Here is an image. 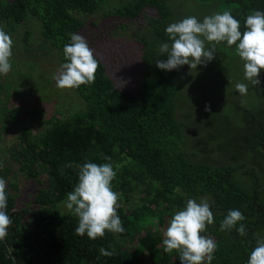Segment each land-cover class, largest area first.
Returning <instances> with one entry per match:
<instances>
[{
  "label": "trees",
  "instance_id": "16d2710c",
  "mask_svg": "<svg viewBox=\"0 0 264 264\" xmlns=\"http://www.w3.org/2000/svg\"><path fill=\"white\" fill-rule=\"evenodd\" d=\"M197 1L230 10L241 22L242 32L248 15L264 12V0ZM106 2L0 0V26L11 35L32 17L63 64L68 62L63 48L71 34H80L86 26L77 14H93ZM146 8L156 13L151 20L153 40L142 37L144 64L135 92L120 89L94 53L99 61L95 82L73 89L82 109L56 108L45 117L39 106L26 105L28 87L21 90L8 74L0 75V178L6 181V212L12 220L8 235L0 240V264H181L178 252L163 251V222L166 226V219L199 196L211 198L214 223L203 235L217 244L212 264H247L257 235L264 236V123L248 122L240 104L243 117L233 127L225 119V133L208 134L198 143L199 150L207 152L203 145L216 141L208 151L228 153L233 163H211L210 157L191 161L183 149V125L175 112L179 69L156 66L158 60L167 59L159 53L161 44L171 43L165 31L172 20L170 7L165 0H128L112 15L132 21ZM28 36L26 31L24 40ZM214 109L218 110L215 106L206 114L215 119L227 116L219 110L212 114ZM259 154L261 162L256 160ZM86 162H110L117 171L112 187L120 194L117 214L123 234L106 231L96 240L77 236L78 218L52 207L67 199L78 182L77 166ZM240 170L248 175V182L240 179ZM23 183H30L25 193L31 190L24 206L18 202ZM230 210L245 216L241 223L246 236L235 229L220 230ZM101 248L114 255H101Z\"/></svg>",
  "mask_w": 264,
  "mask_h": 264
},
{
  "label": "rangeland",
  "instance_id": "374dc122",
  "mask_svg": "<svg viewBox=\"0 0 264 264\" xmlns=\"http://www.w3.org/2000/svg\"><path fill=\"white\" fill-rule=\"evenodd\" d=\"M126 1L128 0H107L97 12L87 15L79 13L77 16L86 22L80 35L85 37L90 48L104 62L115 84L122 90L135 92L139 87L144 64L145 48L142 37L153 40L151 20L156 13L155 10L146 8L132 21H121L119 17L113 16L112 12ZM165 1L172 11L171 23L188 16H195L202 22L205 16L224 11L219 8L218 3L214 2ZM26 31L29 32L27 41L23 38ZM10 36L13 40L11 63H14L13 68H15L8 73L7 78L8 80L10 78V82L18 85L21 90L29 88V97L24 100L29 109L32 108L31 105L39 106L45 117L50 116L56 108L62 111L82 109L83 102L73 89H60L56 86L53 77L58 74L62 64L58 61V53L40 36L37 21L28 17ZM210 47L211 45L206 43V48ZM214 57L206 66L198 65L196 69H190L188 65H184L179 68L175 112L177 120L183 125V149L191 161H204L205 157H210L211 163H233L228 153L217 150L208 151L216 144V141L203 145L207 152L199 150L198 143L203 138H207L208 134L225 133L227 121L225 119H230L232 121L230 126L233 127L235 122L243 117L242 110L238 109L240 104L243 105L248 122L255 123L260 120L261 124L264 123V111L259 112V109L264 108V69L260 71L258 77L260 84L252 86L251 82L245 79L244 61L236 54L235 45L231 48L226 42L216 45ZM237 83L248 85L246 96H241L236 90ZM206 105L210 106V109L216 106L229 118L227 116L221 119L209 117L206 114ZM218 110H212V114ZM34 122L33 125L38 124L37 121ZM259 135L260 131L255 137L258 139ZM256 160L263 161L260 154L256 155ZM239 177L245 182L250 180L242 170L239 171ZM22 186L23 195L20 194L18 202L24 206L28 199L26 195H30L27 193L31 190L28 189L25 193V186L30 188V183L29 185L23 183ZM203 199L211 203V198L208 196H199L194 200L199 203ZM65 202L66 199L53 204L52 207L59 212H68ZM169 220L170 218L166 219V226L165 221L163 222L162 229L167 228ZM208 237L212 238L209 235ZM137 251L139 252V249Z\"/></svg>",
  "mask_w": 264,
  "mask_h": 264
},
{
  "label": "clouds",
  "instance_id": "9594fccd",
  "mask_svg": "<svg viewBox=\"0 0 264 264\" xmlns=\"http://www.w3.org/2000/svg\"><path fill=\"white\" fill-rule=\"evenodd\" d=\"M234 18L230 10L217 12L198 20L188 16L173 22L165 29L171 43H163L160 55L166 60H158L156 66L165 71L178 70L184 65L196 69L212 61L216 45L226 42L231 48L236 46V54L244 61V76L252 86H258L260 71L264 69V12L256 10L244 21ZM206 43L210 48H206ZM13 40L0 26V75H7L12 69L11 58ZM66 63L54 75L56 86L60 89H78L81 85L95 82L99 61L87 40L80 34H71L70 42L63 48ZM236 90L241 96L248 93V85L237 83ZM206 111L210 106L206 105ZM110 161V157H106ZM67 167H72L71 164ZM78 182L73 191L67 193L66 209L78 218L75 234H85L91 240L105 236L106 231L123 234L125 228L117 214L120 207L119 193L113 190L112 182L117 177L112 163L96 164L86 162L77 166ZM63 171V169L61 170ZM6 181L0 178V240L8 235L12 220L6 212ZM245 216L239 210H230L220 224V230L235 229L240 236H246V228L241 223ZM214 223V215L206 199L199 203L189 199L182 210L170 218L164 231L163 251L179 253L181 264H212L217 249L216 242L203 235L207 226ZM100 254L111 257L114 252L104 248ZM247 264H264V236H258L256 246L251 251Z\"/></svg>",
  "mask_w": 264,
  "mask_h": 264
}]
</instances>
